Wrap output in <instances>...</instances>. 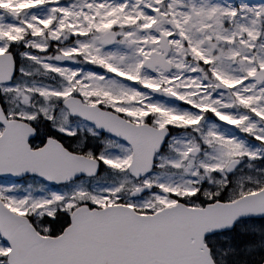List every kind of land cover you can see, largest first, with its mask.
Returning a JSON list of instances; mask_svg holds the SVG:
<instances>
[{"label":"snow or ice","instance_id":"obj_1","mask_svg":"<svg viewBox=\"0 0 264 264\" xmlns=\"http://www.w3.org/2000/svg\"><path fill=\"white\" fill-rule=\"evenodd\" d=\"M0 264H264V0H0Z\"/></svg>","mask_w":264,"mask_h":264}]
</instances>
